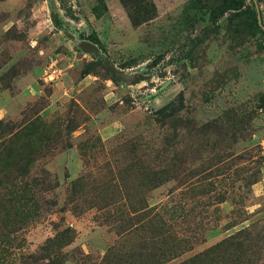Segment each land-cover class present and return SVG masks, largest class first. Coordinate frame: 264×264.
Here are the masks:
<instances>
[{"label": "rangeland", "instance_id": "obj_1", "mask_svg": "<svg viewBox=\"0 0 264 264\" xmlns=\"http://www.w3.org/2000/svg\"><path fill=\"white\" fill-rule=\"evenodd\" d=\"M104 2L0 0V264H264L260 37Z\"/></svg>", "mask_w": 264, "mask_h": 264}, {"label": "trees", "instance_id": "obj_2", "mask_svg": "<svg viewBox=\"0 0 264 264\" xmlns=\"http://www.w3.org/2000/svg\"><path fill=\"white\" fill-rule=\"evenodd\" d=\"M119 2L125 8L129 21L134 27L147 23L156 17V6L153 0H119ZM260 2L261 0H189V7L205 9L213 27H216L220 19L224 18L229 25V30L237 35L239 44H243L248 36L256 37L258 35L262 41V43H258V47L261 48V45H264V30L258 24L255 7V4H258L260 9ZM93 11L96 17L107 11L104 0H97ZM260 16L263 23L261 9ZM51 19L55 26H62V22L55 11L51 12ZM94 40L96 43L99 42L97 37ZM130 66L129 63L124 65V67ZM261 99L263 104L261 108L264 109V94ZM181 107L182 100L179 103L174 100L163 107L161 115L166 116L168 110H179ZM67 232H70V229H65L62 235ZM57 240L58 237L49 239L41 249L55 255V249H58ZM236 244L239 245L237 246L238 249L243 246L241 242H236Z\"/></svg>", "mask_w": 264, "mask_h": 264}, {"label": "water", "instance_id": "obj_3", "mask_svg": "<svg viewBox=\"0 0 264 264\" xmlns=\"http://www.w3.org/2000/svg\"><path fill=\"white\" fill-rule=\"evenodd\" d=\"M255 7H256V13H257L258 24H259L260 27L264 30V24L262 23V20H261L260 9H259L258 4H255Z\"/></svg>", "mask_w": 264, "mask_h": 264}]
</instances>
